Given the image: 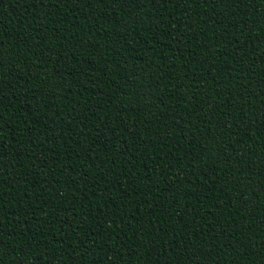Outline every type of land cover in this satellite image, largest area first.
Here are the masks:
<instances>
[{"label": "trees", "instance_id": "16d2710c", "mask_svg": "<svg viewBox=\"0 0 264 264\" xmlns=\"http://www.w3.org/2000/svg\"><path fill=\"white\" fill-rule=\"evenodd\" d=\"M0 264H264V0H0Z\"/></svg>", "mask_w": 264, "mask_h": 264}]
</instances>
